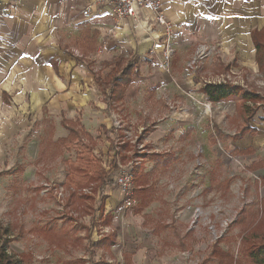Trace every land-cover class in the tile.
Masks as SVG:
<instances>
[{
	"label": "rangeland",
	"instance_id": "rangeland-1",
	"mask_svg": "<svg viewBox=\"0 0 264 264\" xmlns=\"http://www.w3.org/2000/svg\"><path fill=\"white\" fill-rule=\"evenodd\" d=\"M197 52L188 58V68L209 71L216 53L205 52L192 67ZM171 60L164 64L170 71ZM194 101L199 112L183 122L169 117L181 132L162 138L154 148L160 152L168 145L177 152L175 161H142L135 154L120 163L125 168L134 161L135 167L150 172L152 191L143 197L135 187L138 205L125 210L120 189L122 197L111 221L107 194L120 187L103 189L99 182L111 176L116 183L121 172L113 167L115 138L97 136L61 145L53 141L59 134L57 121L48 116L32 118L28 126L26 120L15 132L0 130V217L9 230V250L20 255L23 264H97L106 259L123 264L126 251L135 255L137 264H232V257L235 264L237 259L244 264L241 234L257 220L264 198V164L250 168L264 158V117L260 111L252 119L258 132L237 139L231 105ZM168 105L160 104L156 118L171 110ZM143 111L131 106V120H142L124 126L135 140L142 136ZM156 118L149 120L151 130L159 125ZM142 139L141 146L146 142ZM120 231L124 236L113 252L109 243L96 246L98 239L115 238ZM259 241L252 238L249 245ZM214 245L229 255L213 252Z\"/></svg>",
	"mask_w": 264,
	"mask_h": 264
},
{
	"label": "crops",
	"instance_id": "crops-1",
	"mask_svg": "<svg viewBox=\"0 0 264 264\" xmlns=\"http://www.w3.org/2000/svg\"><path fill=\"white\" fill-rule=\"evenodd\" d=\"M91 1L10 0L8 5L9 0H1L0 130L4 134L5 129L15 132L18 124L26 120L28 126L32 118L48 116L57 121L59 134L53 141L61 145L85 138L96 140L97 136L115 138L111 143L113 167L115 163L126 164L135 154L142 161L158 156L163 164H171L177 152L168 145L160 152L154 148L162 138L181 132L180 125L173 127L169 117L176 116L183 122L199 112L194 100L211 102L201 92L207 83H217L222 78L225 83L241 85L264 96V75L252 34L264 29V0H162L167 16L175 22L171 71L163 63L161 28L153 21L152 11H142L138 20L116 22L107 11H95L85 19L82 12ZM202 45L216 53V58L211 59L214 63L208 66L209 71H191L187 60ZM132 56L139 59V74L133 76L124 97L107 100L105 94L110 96L112 92L110 76L121 73ZM161 103L175 104L168 105L171 110L156 118ZM218 103L231 105L229 114L236 115L238 123L234 134L237 139L255 133L242 132L245 121L236 101ZM131 106L144 110L145 122L139 127L142 136H136V140L124 128L126 123L142 120H131ZM260 111L264 117L263 108ZM154 118L159 125L151 130L149 120ZM63 119L76 122L80 135L66 140L70 130ZM252 119L251 125L258 132L259 126H254ZM142 137L146 142L141 146ZM100 182L103 189L116 187ZM115 191L107 194L108 212L120 204L121 190ZM112 213L114 219L115 212ZM122 236L120 231L115 237L112 252L121 244ZM123 256V264H137L132 252L126 251Z\"/></svg>",
	"mask_w": 264,
	"mask_h": 264
},
{
	"label": "trees",
	"instance_id": "trees-1",
	"mask_svg": "<svg viewBox=\"0 0 264 264\" xmlns=\"http://www.w3.org/2000/svg\"><path fill=\"white\" fill-rule=\"evenodd\" d=\"M1 3V0H0ZM253 39L257 49V62L260 65V70L264 75V29L259 31H253ZM138 57L132 56L127 61L121 73L112 74L108 80L112 92L111 95L105 94L107 100L114 99L116 97H124L126 89L133 82L132 78L135 75L139 74L138 67ZM201 92L207 94L209 100L214 103L221 101H236L239 111L242 113L245 126L242 128L243 133L256 132L257 128L251 125V119L257 114V112L263 108L264 110V96L253 89L244 88L241 85L230 84L229 82H217V83H207L201 89ZM63 124L70 130V135L66 140H72L73 137L80 135L79 130L77 129V123L67 121L63 119ZM158 157V156H156ZM164 162V161H163ZM168 162V160H165ZM264 164L263 160L253 161L250 165L251 169L261 168ZM118 165L115 163L114 169L117 170ZM134 183L137 190L142 193V196L146 197L151 193L152 188L149 182L150 172H145L139 166L134 167ZM111 183L117 186V183L114 182L110 177H105L102 184ZM135 188V189H136ZM144 207V206H143ZM262 210L259 211L258 218L254 221L253 226L246 231V233L241 234L242 246L244 252L243 263L248 264H264V198L262 200ZM108 217L110 221L113 219V213L108 212ZM259 233V235H258ZM248 234V236H247ZM259 242L257 244H250L252 238H258ZM10 234L8 228L5 226V223L0 217V264H23L21 256L14 254L9 250L10 248ZM106 243H109V246L115 245L117 241L114 236L106 235L104 238L98 239L96 241V246L101 247ZM213 252L219 253L222 256H228L229 253L221 250L218 245H214ZM234 258L232 257V264H235ZM242 264V261L237 259L236 264ZM97 264H111L107 259L101 260Z\"/></svg>",
	"mask_w": 264,
	"mask_h": 264
},
{
	"label": "built area",
	"instance_id": "built-area-1",
	"mask_svg": "<svg viewBox=\"0 0 264 264\" xmlns=\"http://www.w3.org/2000/svg\"><path fill=\"white\" fill-rule=\"evenodd\" d=\"M144 10H150L154 13L153 21L161 28V34L159 37L163 43V63L168 64L175 52V22L167 16L165 8H163L162 0H92L84 7L82 15L83 18L89 19L95 11H107L112 17H114L116 22H120L128 18L138 20ZM198 50V57L193 59L190 66H192L198 58H202V55L205 54V52L212 51L204 45ZM194 67L196 68L199 66L197 65ZM217 81L225 82V79L218 78ZM118 124L119 121L115 122L116 127ZM119 166H122V164L118 163V167ZM119 168L121 172L115 180L123 193L124 199L122 205L125 210H133L138 205V199L135 197L133 174L134 161L125 165V168Z\"/></svg>",
	"mask_w": 264,
	"mask_h": 264
}]
</instances>
